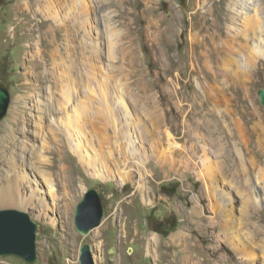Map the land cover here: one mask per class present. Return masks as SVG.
Returning <instances> with one entry per match:
<instances>
[{
    "label": "rangeland",
    "instance_id": "374dc122",
    "mask_svg": "<svg viewBox=\"0 0 264 264\" xmlns=\"http://www.w3.org/2000/svg\"><path fill=\"white\" fill-rule=\"evenodd\" d=\"M0 82L31 264H79L90 189L96 264H264V0H0Z\"/></svg>",
    "mask_w": 264,
    "mask_h": 264
},
{
    "label": "water",
    "instance_id": "95a60500",
    "mask_svg": "<svg viewBox=\"0 0 264 264\" xmlns=\"http://www.w3.org/2000/svg\"><path fill=\"white\" fill-rule=\"evenodd\" d=\"M264 105V91L259 92ZM11 101L9 89L0 82V121L6 116ZM102 196L96 189L88 190L76 208L75 224L83 237L79 264H96L92 247L87 241L90 232L105 218ZM37 224L31 216L15 209L0 211V257L17 256L31 264L37 260ZM110 254H114L113 248Z\"/></svg>",
    "mask_w": 264,
    "mask_h": 264
},
{
    "label": "bare ground",
    "instance_id": "6f19581e",
    "mask_svg": "<svg viewBox=\"0 0 264 264\" xmlns=\"http://www.w3.org/2000/svg\"><path fill=\"white\" fill-rule=\"evenodd\" d=\"M119 105L121 106V108L123 107L125 112V118L128 119L130 117V114L126 106L123 104V102H119ZM32 155H33V159H35L36 157L35 154ZM11 164H12L11 166H13V163ZM30 166L34 168V171H38V172H44L43 168L45 167L49 168V170L53 167L51 162L42 159H39L38 162H32ZM7 176L8 178L4 180L0 185V208L19 207L26 205L27 200L23 197L22 198L20 197V186L18 184V175L14 174L10 176L8 174Z\"/></svg>",
    "mask_w": 264,
    "mask_h": 264
}]
</instances>
